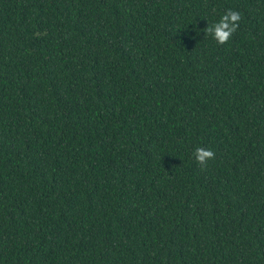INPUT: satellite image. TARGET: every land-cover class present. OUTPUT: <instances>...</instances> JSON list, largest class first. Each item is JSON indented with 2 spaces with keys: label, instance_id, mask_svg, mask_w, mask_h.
<instances>
[{
  "label": "trees",
  "instance_id": "16d2710c",
  "mask_svg": "<svg viewBox=\"0 0 264 264\" xmlns=\"http://www.w3.org/2000/svg\"><path fill=\"white\" fill-rule=\"evenodd\" d=\"M0 264H264V0H0Z\"/></svg>",
  "mask_w": 264,
  "mask_h": 264
},
{
  "label": "clouds",
  "instance_id": "9594fccd",
  "mask_svg": "<svg viewBox=\"0 0 264 264\" xmlns=\"http://www.w3.org/2000/svg\"><path fill=\"white\" fill-rule=\"evenodd\" d=\"M241 21V14L237 11L229 9L220 20L213 23L204 30L220 45L226 44L232 35L237 31L239 22ZM198 31V30H197ZM195 161L202 167L207 165L208 160L215 158V152L203 147H196L192 153Z\"/></svg>",
  "mask_w": 264,
  "mask_h": 264
}]
</instances>
